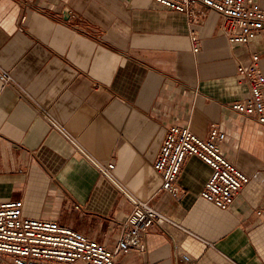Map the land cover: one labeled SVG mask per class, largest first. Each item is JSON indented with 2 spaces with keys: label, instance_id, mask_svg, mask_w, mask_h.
Instances as JSON below:
<instances>
[{
  "label": "crops",
  "instance_id": "crops-1",
  "mask_svg": "<svg viewBox=\"0 0 264 264\" xmlns=\"http://www.w3.org/2000/svg\"><path fill=\"white\" fill-rule=\"evenodd\" d=\"M193 16L153 0H0V65L14 79H0V202L113 247L131 210L122 184L173 225H153L121 264H185L178 249L191 264H264V125L230 106L248 95L237 66L252 52L264 75V29L234 45L215 10ZM211 123L249 176L226 209L199 195L211 174L199 157L185 158L178 197L153 168L167 126L206 137Z\"/></svg>",
  "mask_w": 264,
  "mask_h": 264
},
{
  "label": "built area",
  "instance_id": "built-area-1",
  "mask_svg": "<svg viewBox=\"0 0 264 264\" xmlns=\"http://www.w3.org/2000/svg\"><path fill=\"white\" fill-rule=\"evenodd\" d=\"M163 7L193 16L196 6L215 10L221 17L220 29L230 43L248 45L264 29V7L256 0H153ZM192 49L197 51L200 41L190 33ZM247 64H239L237 73L248 86V95L233 101L231 108L264 125V75L258 64V54L252 52ZM0 79L13 83L8 70L0 65ZM78 144L75 137L71 136ZM225 133L211 123L206 137H200L182 124L167 126L161 145L153 161V168L162 177L161 188L178 197L177 183L186 157L195 155L211 167V174L199 195L221 209L228 208L248 183L249 176L239 169L223 152L221 143ZM95 160V159H94ZM100 171L114 178V163L95 160ZM129 196L131 210L120 222L121 231L113 247L96 241L82 232L59 224L54 219L31 217L22 213L19 201L0 202V254L11 257L14 264H121L117 255L132 249H145L148 230L157 225L163 230L173 223L148 200L134 195L119 184ZM264 199V196H263ZM261 209H258V213ZM185 264L193 263L185 251L177 250Z\"/></svg>",
  "mask_w": 264,
  "mask_h": 264
}]
</instances>
